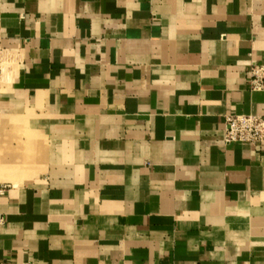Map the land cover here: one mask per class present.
<instances>
[{"label":"crops","instance_id":"1","mask_svg":"<svg viewBox=\"0 0 264 264\" xmlns=\"http://www.w3.org/2000/svg\"><path fill=\"white\" fill-rule=\"evenodd\" d=\"M264 0H0V261L264 264Z\"/></svg>","mask_w":264,"mask_h":264},{"label":"built area","instance_id":"2","mask_svg":"<svg viewBox=\"0 0 264 264\" xmlns=\"http://www.w3.org/2000/svg\"><path fill=\"white\" fill-rule=\"evenodd\" d=\"M249 90L264 92V66L251 64L249 67ZM223 143L226 146L241 144L252 147H264V117L251 115H232L225 118ZM3 219L0 220V224ZM0 264H18L11 260L0 261ZM151 264V263H142Z\"/></svg>","mask_w":264,"mask_h":264}]
</instances>
